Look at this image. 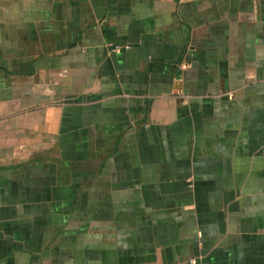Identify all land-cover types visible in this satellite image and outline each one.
Listing matches in <instances>:
<instances>
[{
    "label": "crops",
    "instance_id": "0c3cea01",
    "mask_svg": "<svg viewBox=\"0 0 264 264\" xmlns=\"http://www.w3.org/2000/svg\"><path fill=\"white\" fill-rule=\"evenodd\" d=\"M264 264V0H0V264Z\"/></svg>",
    "mask_w": 264,
    "mask_h": 264
},
{
    "label": "built area",
    "instance_id": "2783aa9c",
    "mask_svg": "<svg viewBox=\"0 0 264 264\" xmlns=\"http://www.w3.org/2000/svg\"><path fill=\"white\" fill-rule=\"evenodd\" d=\"M188 264H198V259L197 258H190L188 260Z\"/></svg>",
    "mask_w": 264,
    "mask_h": 264
}]
</instances>
